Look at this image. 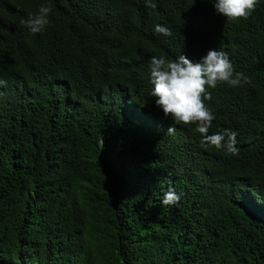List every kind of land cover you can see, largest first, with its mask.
<instances>
[{
    "label": "trees",
    "instance_id": "trees-1",
    "mask_svg": "<svg viewBox=\"0 0 264 264\" xmlns=\"http://www.w3.org/2000/svg\"><path fill=\"white\" fill-rule=\"evenodd\" d=\"M154 2L0 0V264H264V0L236 21L214 0ZM41 5L34 34L21 21ZM210 49L252 81L206 101L239 155L150 95L152 56Z\"/></svg>",
    "mask_w": 264,
    "mask_h": 264
},
{
    "label": "clouds",
    "instance_id": "clouds-1",
    "mask_svg": "<svg viewBox=\"0 0 264 264\" xmlns=\"http://www.w3.org/2000/svg\"><path fill=\"white\" fill-rule=\"evenodd\" d=\"M144 2L150 8L157 6L154 0ZM258 5L259 0H214L217 13L231 21L249 19ZM51 12V5H41L37 13L30 12L21 23L30 32L41 33L50 23L48 17ZM154 31L158 35H172L171 30L161 24H156ZM149 71L153 85L150 95L155 98V105L163 110L165 117L170 116L179 125H195L196 133L202 137L201 144L214 146L229 155H239L237 131L226 128L209 134L216 118L213 108L206 103L212 99L209 89L216 88L218 84L240 87L252 83L249 76L235 69L228 52L210 49L197 62L184 54L175 59L154 55L150 60ZM6 83L0 79V87ZM175 130V127H170L167 135L174 134ZM180 199V194L170 188L161 203L174 205Z\"/></svg>",
    "mask_w": 264,
    "mask_h": 264
}]
</instances>
